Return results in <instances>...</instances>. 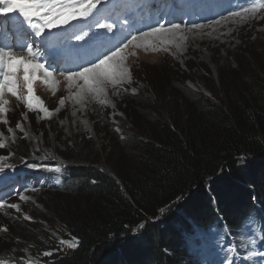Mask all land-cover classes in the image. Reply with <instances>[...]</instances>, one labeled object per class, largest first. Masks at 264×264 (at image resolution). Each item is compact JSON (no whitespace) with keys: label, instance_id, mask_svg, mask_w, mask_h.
<instances>
[{"label":"trees","instance_id":"16d2710c","mask_svg":"<svg viewBox=\"0 0 264 264\" xmlns=\"http://www.w3.org/2000/svg\"><path fill=\"white\" fill-rule=\"evenodd\" d=\"M227 75L216 97L179 87L180 110L138 112L129 139L112 140L106 166L67 159L53 171L16 151L9 166L41 173V187L67 193L57 219L75 245L39 264H203L199 250L211 244L194 242L197 231L224 221L239 232L247 216L264 214V56ZM32 234L19 237L37 255L47 251L50 240Z\"/></svg>","mask_w":264,"mask_h":264},{"label":"rangeland","instance_id":"374dc122","mask_svg":"<svg viewBox=\"0 0 264 264\" xmlns=\"http://www.w3.org/2000/svg\"><path fill=\"white\" fill-rule=\"evenodd\" d=\"M108 1L117 0H104L92 16L78 21L75 36L80 35L83 39L76 40L74 36L67 50L77 45L74 55L83 63L91 51L99 52V38L104 28H98L96 24H112L113 27L106 31L118 33L112 37L114 39L127 43L131 36H137V40L129 43L127 48L121 46L122 64L129 70V76L122 83L109 85L106 92L99 96L78 95V85L82 81L74 78L70 85L66 79L68 74L52 72L53 75L45 82L41 70V78L33 83L34 94L40 97L47 111H41L35 101L34 109L30 110L24 99L5 93L4 99L9 103L5 105L6 113L0 114V141L5 144L0 149V157L7 159L0 160V166L4 167L0 178L17 174V166H9L12 163L9 161L16 151L24 149L28 151L30 158L48 161L49 164L44 165L46 169L53 171L58 170L67 159L85 163L98 162L106 166L112 154V140L129 139L132 120L138 112L141 117L144 114L151 116L150 111L160 107V112L163 109L166 115L180 110L185 100L177 90L179 87H183V93L194 96L216 97L215 94L223 86L219 82L221 73L228 74V77L237 63L264 56V0H251L246 9L235 14L195 24L185 23L189 20L188 16L182 20L172 19L180 25L179 29H171L172 24L165 25L164 29L170 31L146 37L136 34V31L142 25L165 18L166 15L159 14L157 3L143 0L137 7H130L131 10L125 11V17L111 9ZM167 12L172 16V10ZM219 12L217 5L210 0V5L201 7L196 16L203 13L216 15ZM88 20L86 26L81 25ZM257 64L260 62L257 61ZM175 73L183 80L171 79ZM18 84L21 85L22 96H27L26 89L22 87V75ZM61 98L64 100L63 104L59 102ZM4 118H7L8 124L2 122ZM143 120L141 119L142 122ZM17 122L21 123L23 131L15 127ZM9 127L12 128L11 133L7 131ZM26 159L28 158L23 157L21 161L17 160L15 165H20ZM36 175L41 179L40 174ZM13 176L10 179L14 181L16 179ZM59 179L60 177H55L56 182ZM19 180L28 178L24 176ZM29 185L30 187L20 186L14 193H0V204H3L0 207V261L5 264H39L41 255L46 252L56 253L75 245L74 239L63 231L64 227L57 219V210L62 208L67 193L36 186L34 182H29ZM74 185L72 184L71 191L75 188ZM18 194L27 199L20 200ZM60 195H63L62 198ZM11 203L19 205L20 211L9 208L8 204ZM26 216L31 219H25ZM31 233L32 239H43L41 236L45 235L50 240L46 244L49 249L37 255L40 251L31 248L33 241L27 244L20 238ZM202 236L205 237L206 234L203 233ZM222 243L223 247L224 242L210 244L218 247ZM235 243L239 245L241 259L246 263L250 264L253 254L258 257L264 255V251H249L246 255L247 250L255 248V243L249 245L239 241V238ZM227 250L228 246L225 245L223 252ZM199 251L202 256L213 261L208 253L202 249ZM202 261L205 262V258Z\"/></svg>","mask_w":264,"mask_h":264},{"label":"snow or ice","instance_id":"6c2138e0","mask_svg":"<svg viewBox=\"0 0 264 264\" xmlns=\"http://www.w3.org/2000/svg\"><path fill=\"white\" fill-rule=\"evenodd\" d=\"M103 2L104 0H0V18L7 19L10 14H16L18 17H22L21 23L26 24L30 30L25 33L22 40L0 44V114L6 113L5 105L9 103L8 100L4 99L5 93L17 99H24L27 108L30 110L34 109L33 102L35 101L40 106L41 111H47L43 107L40 97L34 94L33 83L41 78V70H43L45 82L53 75L43 63L39 62V58L43 55L41 50L47 47L52 35L51 30L61 28L63 25H70L72 21L89 18L97 6ZM96 27L110 29L113 25L97 23ZM179 28V24L171 25V29ZM168 31L170 29L166 30L163 25H159L152 27L149 32H141L140 35L146 37ZM35 38H39V42ZM65 38L71 39L72 37L66 36ZM75 39L82 40L83 37L76 35ZM135 40H137V36L133 35L127 43H124L123 40L120 43L123 44V48H127L128 44ZM18 52H26L27 56L17 55ZM121 52L122 48L120 44H117L108 48L107 51L100 52L99 55H94L92 59H86L83 63H79L76 70L65 69L68 72L66 79L70 85L74 78L82 81L78 85L80 90L78 95L99 96L106 92L109 85L122 83L124 78L129 76V70L123 67ZM61 74L63 75V73ZM21 75L22 87L26 89L27 96H22L21 85L18 84ZM59 102L63 104V98ZM2 122L8 124L7 118H4ZM15 127L23 131L21 123L17 122ZM7 131L11 133L12 128L9 127ZM4 147V142L0 141V149ZM5 159L7 157H0V160ZM3 171L4 167L0 166V172ZM18 195L22 201L27 199L22 194ZM0 207H3V204H0ZM8 207L20 211L19 205L15 203L8 204ZM25 219L31 218L26 216ZM50 254L45 253V255ZM224 260H228V257L225 256ZM0 264H5V262L0 261ZM221 264H224L223 260ZM228 264H233V261L228 260Z\"/></svg>","mask_w":264,"mask_h":264},{"label":"bare ground","instance_id":"6f19581e","mask_svg":"<svg viewBox=\"0 0 264 264\" xmlns=\"http://www.w3.org/2000/svg\"><path fill=\"white\" fill-rule=\"evenodd\" d=\"M143 0H117V1H108V6L117 11L120 12V16L124 15L127 17V13L125 11L131 10L130 7H137L141 4ZM217 7L219 8L220 12L216 15H211L208 13L199 14L198 17L196 16L198 10L201 7L209 6L210 0H152V3H157V10L159 14H166L165 18L158 19L156 21L148 22L144 25H142L137 31L136 34H139L141 32H145L148 30H151L152 27H158L159 25H171L176 24V21L172 19H180L182 20L185 16L189 17V20L185 23L187 24H195L201 21H205L207 19H214L217 17H222L224 15H232L235 14L241 9H245L246 1L245 0H211ZM251 2V0H248ZM260 1V0H258ZM132 3L133 5H130ZM123 4H126L125 7H123ZM172 10L173 12L176 11L177 14L174 13L171 16L170 12H167V10ZM143 12V11H142ZM125 13V14H123ZM144 13V12H143ZM5 21H8L11 28L15 31L18 28L25 31H30L27 28L26 24H22V19L19 18L16 14H10L7 19L1 18ZM77 21H72L70 25H63L61 28H56L51 30V37L48 42V45L46 48L42 49V53L44 55H41L39 58V62L43 63L47 70H51L53 73H63L61 71L60 65L64 62L69 61H77L79 62V58H76L74 55V51L76 50L77 45L73 46L70 50H67L68 44L73 40V37L75 36L76 30H78L77 27ZM89 22H82V26H86ZM115 34L118 33H108L106 29L104 28L103 33L101 37L99 38L100 44L98 46V50H105L107 51L108 48H112L113 46L120 44V47L123 45L121 44L118 39L112 38ZM66 36H71V39H66ZM39 42V38H35ZM22 40V39H21ZM97 51H91L90 55L85 57L86 59H92L94 54H96ZM99 55V54H98ZM103 58V57H101ZM66 74V73H63ZM16 175V174H15ZM20 179V178H19ZM25 185L29 186V180H11L10 179V186L6 189V192L8 193H14L16 190H19V187ZM1 186V182H0ZM229 242H224V246H228L227 252H223L222 247L223 243L220 244V246L216 247L211 244V246L208 249H203L204 252L209 254V257H213V261L203 262V264H221V261H224V264H228V260L233 261V264H249L246 263L243 259H241V251L239 249V245H237L235 242H232V237L230 236ZM207 243L206 241L201 242ZM227 243V244H225ZM251 245V244H249ZM249 251H252L255 253L256 251H264L257 247L255 243V248H251L246 251V255L249 253ZM227 256L228 260H224V257ZM205 258V256H202V259ZM206 260V258H205ZM250 264H264V255L261 257H258L256 254H253L250 260Z\"/></svg>","mask_w":264,"mask_h":264}]
</instances>
